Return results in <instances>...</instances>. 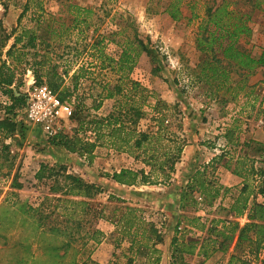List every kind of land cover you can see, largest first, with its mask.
<instances>
[{"label":"rangeland","instance_id":"374dc122","mask_svg":"<svg viewBox=\"0 0 264 264\" xmlns=\"http://www.w3.org/2000/svg\"><path fill=\"white\" fill-rule=\"evenodd\" d=\"M25 1L0 0V61L6 58L5 51L12 42L10 38L2 47L4 36L17 26ZM41 1L50 14L48 19H54L56 29L59 23L63 24L62 28L72 25L74 6L90 10L87 30L80 33L77 29H69L62 39L51 41L53 46L49 55L52 60L56 59V71L62 73L68 69V74L55 91L65 106L59 120L60 131L71 133V129L77 127L71 115L79 102V108L87 118L105 115L113 105L112 99H105L98 110L90 108L99 91L97 81H112L114 75L109 69L97 68L98 64L89 56V51H82L84 44L91 42L96 35L103 37L104 52L117 58L121 49L138 37L144 41L148 39L150 54L139 53L130 77L152 91L155 97L177 104L176 118L181 128L174 131L185 139L186 144L167 183L124 187L115 184L106 174L122 166L133 169L143 167L128 154L98 147L90 163L80 157L77 158L78 165L62 162L65 160L60 150L62 147L50 145L47 141L49 135L15 116L16 129L11 136L0 139V264H95L91 254L103 240L113 247L105 264H130L129 243L125 238L116 242L120 235L118 227L111 222V218L125 205L141 208L143 217L155 224L162 236L161 243L157 245L161 251L159 264L163 258L165 264H169V243L178 220L177 234L183 232V216H199L206 220V224L213 218L230 219L225 208L240 186L241 179L231 174L230 169L223 166L224 162L230 157L232 168L237 155L242 152L254 160L255 167L264 169V151L256 152L254 144L252 147L241 145L243 141L264 144V70H241L222 59L216 44L214 51L203 43L199 44L203 39H223L225 43L230 39L227 30L231 29V25L242 23L249 28V33L238 34L235 45L257 57L264 47V4L258 6L259 0ZM30 14L31 8L20 19L21 26L32 25ZM212 56L221 59L219 64L227 73V82L218 90L210 87L204 79L198 80L201 62L212 59ZM30 57V54L26 55L28 61ZM7 62L11 64L13 60L9 58ZM79 65L91 73L81 77L76 91L72 92L70 77ZM156 67L158 71H155ZM24 68L20 74L21 85L15 95L22 94L25 103L28 93L38 84L24 62L18 71ZM66 88L72 94L62 99L59 92ZM153 99L148 97L147 102ZM9 103L8 97L0 92V119L5 117V106ZM143 109L149 112L148 107L143 106ZM149 116L147 114L139 119L137 127L140 130L152 127ZM86 135L89 136L90 132ZM231 138L239 144H230ZM3 144L8 145L7 149L3 148ZM221 153L227 154L210 165L211 159ZM41 164L53 167L55 171L63 169L64 172L60 170L57 175L48 177L45 170L43 177L36 179L35 173ZM205 166V175L215 186H220L219 196L210 206L199 203L197 210L190 207L181 210L179 193L182 187L195 169ZM65 173L93 178L94 183L103 187L102 193L86 199V213L77 212V219H80L78 225L62 215L63 206L58 201L62 197L78 199L64 195L67 181L62 175ZM109 195L120 197L124 202L109 199ZM193 196L201 201L197 193ZM256 201L264 203V194H257ZM99 213L104 217H98ZM236 220L239 225L246 221L245 217ZM94 230L103 233L99 243L89 239ZM193 232L198 236L204 235V232ZM234 243L235 238L225 253L216 251L208 259L190 255L185 260L188 264H228ZM233 253L239 258L234 259L233 264H264V244L256 256L239 250ZM131 264L147 263L141 258Z\"/></svg>","mask_w":264,"mask_h":264},{"label":"trees","instance_id":"16d2710c","mask_svg":"<svg viewBox=\"0 0 264 264\" xmlns=\"http://www.w3.org/2000/svg\"><path fill=\"white\" fill-rule=\"evenodd\" d=\"M261 3L264 4V0H259L257 5L259 6ZM30 8L29 21L32 25L21 26L20 19ZM74 9L72 25L62 28L63 24L59 23L60 26L56 29L53 26L54 19L52 17L48 19L47 16L50 14L43 8L41 0H26L18 17L17 26L4 36L5 41L1 44L2 47L7 44L8 39L12 38V42L5 51L6 58L0 61V92L8 97L10 103L5 106V117L0 119V139L7 138L14 132L17 125L14 117L24 104V96L22 94L15 95V91H18L21 85L20 74L25 70L24 68L18 71L22 62L29 67L37 84H45L54 92L59 88L64 76L68 74V69L62 73L56 71L57 64L54 62L56 59L52 60L49 54L53 46L52 39H62L69 29H77V32L80 33L88 29L90 10L78 6H74ZM228 14L226 13V15ZM172 16L174 17V15ZM237 19L239 21L240 17ZM228 31L230 39H227L225 43H223V39H203L199 44H205L210 51L215 50L213 46L216 44L222 59L226 60L227 64H232L241 70L247 72L255 68L264 70V47L260 49L257 57H253L235 45L238 34H248L249 28L242 23H233ZM144 40L136 37L129 41L121 49L117 58L104 52L103 37L96 35L91 42L84 44L82 51L85 49L89 51V56L98 64L97 68L99 70L109 69L114 75L112 81L103 79L97 81L99 91L91 101L90 108L94 111L98 110L105 99L113 100L112 108L105 115L87 118L82 114L79 108L81 102H79L78 105H75L71 115V120L77 122V127L72 128L71 133L60 131L47 140L50 145L62 147L67 152L85 159L88 163L91 162L95 155V149L98 147H106L118 153L128 154L133 160L140 162L143 167L139 169L122 167L118 171L106 174L112 181L125 186L167 183L186 144L185 139L174 131V129L181 128L179 120L176 118L177 104H169L160 97H155L152 91L147 90L137 80L130 77L139 53L150 54V49L147 46L148 39ZM28 54L31 56L30 61L26 58ZM9 58L13 60L11 64L7 62ZM220 61L221 59L214 56L212 59L203 60L198 75V80L204 79L205 83L210 87H215L216 90L227 82V73L219 64ZM88 64L92 65L91 62ZM156 70L158 71V67ZM86 73L91 72L82 65L74 69L70 77L73 83L72 92L76 91L78 80ZM71 94L68 88L59 92L62 99L70 97ZM148 97L155 99L147 102ZM143 106L148 107L149 112L145 111ZM147 114L150 115L152 127L149 130H140L137 123ZM233 128L236 129V127ZM86 132H90V135H86ZM229 142L232 145L239 144L236 139L232 138ZM252 144H254L256 152L264 151L262 143L255 141L241 143L242 147H252ZM7 147L8 145L3 144L4 149ZM225 154L227 153L213 157L210 165L220 161ZM230 162L229 157L223 166L230 169L231 174L241 179L240 186L231 196L230 202L225 208L226 216H229L230 219L213 218L206 224V220H202L199 216H183L185 217L183 232L177 234L176 228L180 223L178 220L174 235L169 243L171 259L169 264H188L185 257L190 255L202 257L205 260L216 251L225 253L234 238L235 243L228 264H233L234 259H239L238 255L233 253L235 250L245 251L256 256L262 248L264 244V203L256 201V195L264 194V169L255 167L254 160L249 158L247 153L241 152L237 155L232 168H230ZM206 168L207 166L195 169L185 186L182 187L179 193V208L181 210L189 207L197 210L199 203L210 206L219 196L220 186H215L214 182L208 179L205 175ZM45 170H47L48 177L57 175L60 170L63 171L60 168L55 171L53 167L41 164L35 173V178L41 179ZM62 177L67 181L64 195L78 198L62 197L58 199L63 206L62 215L67 220L76 221L78 225L80 219H77V212L86 213V207H88L86 199H91L102 193L103 187L69 173L63 174ZM224 191L226 192L227 189ZM193 193H197L201 201H197ZM108 198L124 202V199L115 195H109ZM142 211L139 207L125 205L119 209L116 216L111 218V222L118 227L120 235L116 242L118 243L123 238L128 241V250L131 252L130 264L133 260L141 258L147 264H159L161 251L157 245L161 243L162 236L155 224L143 217ZM98 217L103 218L104 216L99 213ZM240 217L246 219L242 225H239L236 220ZM218 223H220L219 227ZM193 230L204 232V235L198 236ZM189 234V237H185ZM101 236H103L102 231L94 230L89 239L99 243ZM244 243L245 245H243ZM241 263L244 262L241 261Z\"/></svg>","mask_w":264,"mask_h":264},{"label":"built area","instance_id":"2783aa9c","mask_svg":"<svg viewBox=\"0 0 264 264\" xmlns=\"http://www.w3.org/2000/svg\"><path fill=\"white\" fill-rule=\"evenodd\" d=\"M64 108L51 88L45 84H38L28 93L16 117L52 136L60 132L59 120Z\"/></svg>","mask_w":264,"mask_h":264},{"label":"crops","instance_id":"0c3cea01","mask_svg":"<svg viewBox=\"0 0 264 264\" xmlns=\"http://www.w3.org/2000/svg\"><path fill=\"white\" fill-rule=\"evenodd\" d=\"M60 150H62L61 154H62L63 159L65 157V160L62 162H67V163L74 162L75 165L79 164V162L77 160V158H79V157L76 154L69 153L64 148H61ZM122 167H124V166H122ZM122 167H120V168H122ZM120 168L115 169V171H118ZM79 177L83 178L87 182H95V180L93 178H86V176H83V175L82 176L79 175ZM114 183L117 185L125 187V185H121V184H118L116 182H114ZM126 187H131V186H126ZM109 245L106 244L105 240L101 241L98 244L97 249L91 254V260L95 264L96 263L105 264L109 261L110 255H111V250H112L111 248H113L112 246H109ZM161 264H165L164 258L161 260Z\"/></svg>","mask_w":264,"mask_h":264}]
</instances>
